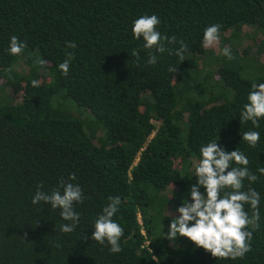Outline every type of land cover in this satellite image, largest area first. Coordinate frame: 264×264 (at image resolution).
<instances>
[{"label": "trees", "instance_id": "obj_1", "mask_svg": "<svg viewBox=\"0 0 264 264\" xmlns=\"http://www.w3.org/2000/svg\"><path fill=\"white\" fill-rule=\"evenodd\" d=\"M152 14L161 34L177 40L154 66L132 34L133 21ZM213 24L220 41L204 48L203 31ZM13 35L26 45L19 56L7 52ZM181 40L187 51L177 57ZM67 53L74 59L64 76L58 65ZM259 83L264 0H0V264H264V175L257 171L264 119L258 128L239 120ZM248 130L261 134L255 148L242 140ZM213 139L242 152L258 176L244 190L261 194L260 227L252 250L235 261L184 237L167 239L176 209L190 201L200 146ZM61 179L85 196L71 234L59 231V210L31 203L37 186L50 193ZM114 196L122 200L114 217L123 228L120 254L91 240L93 221Z\"/></svg>", "mask_w": 264, "mask_h": 264}, {"label": "clouds", "instance_id": "obj_2", "mask_svg": "<svg viewBox=\"0 0 264 264\" xmlns=\"http://www.w3.org/2000/svg\"><path fill=\"white\" fill-rule=\"evenodd\" d=\"M159 26L160 19L155 14L142 15L132 24L133 38L142 40V49L148 52L147 64L152 66L159 62L163 54L171 53L169 45L177 43L176 37L162 35ZM220 35V25L208 26L203 31L202 47L216 46ZM178 43L175 55L182 57L187 51V44L183 40ZM25 47V43L13 35L7 52L12 56H19ZM67 47L75 49L76 44L68 42ZM222 52L227 59H232L230 48L224 47ZM131 56L139 57V52L134 49ZM73 59V53H67L64 61L58 65L64 76H68ZM39 63L43 67L46 61L40 60ZM169 71L175 72L176 68H170ZM31 83L33 87H39V81L33 80ZM252 88L247 102L240 110L239 120L241 124L251 122L258 128L259 121L264 119V83L254 84ZM242 140L255 148L261 140V134L255 130L243 131ZM199 153V162L194 165L195 184L189 191L190 201L183 200L176 209L178 215L171 219L167 239L187 238L218 259H243L252 250L250 242L253 231L260 227L261 204L259 192L251 187L244 190L245 181L253 184L257 182L258 176L249 171V161L242 152L238 149L228 152L218 145L216 139L201 145ZM257 171L264 175V167ZM75 179L74 175L68 178L69 181ZM41 187L37 186L35 195L31 198L32 205L43 203L50 205L54 211L59 210L60 218L65 222L59 225V231L63 234L73 233L81 221L75 205L83 204L85 199L81 186L61 179L59 186L50 193L42 191ZM200 189H204V193ZM121 205L119 196L109 197L102 213L93 221L91 240L101 246L107 245L109 254L122 252L123 228L114 220ZM245 206H248L251 215ZM167 214L169 215L168 211Z\"/></svg>", "mask_w": 264, "mask_h": 264}, {"label": "rangeland", "instance_id": "obj_3", "mask_svg": "<svg viewBox=\"0 0 264 264\" xmlns=\"http://www.w3.org/2000/svg\"><path fill=\"white\" fill-rule=\"evenodd\" d=\"M257 33L256 32H251V33H249V35H247V34H245V36L242 38V40L240 41V43L238 44V47H239V49H242V47L243 48H245L246 46H247V43H246V41H247V39H246V37H252V35H256ZM253 54H255V51H253ZM252 58L253 59H255V57H254V55L252 56ZM7 93V92H6ZM10 93V92H9ZM0 94H2V96L1 97H4V94H3V92H0Z\"/></svg>", "mask_w": 264, "mask_h": 264}]
</instances>
